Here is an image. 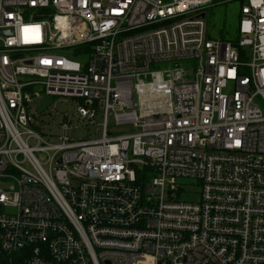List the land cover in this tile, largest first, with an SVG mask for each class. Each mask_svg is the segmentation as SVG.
<instances>
[{
    "label": "built area",
    "instance_id": "1",
    "mask_svg": "<svg viewBox=\"0 0 264 264\" xmlns=\"http://www.w3.org/2000/svg\"><path fill=\"white\" fill-rule=\"evenodd\" d=\"M235 1L236 42L214 0H0V254L264 264V0ZM41 90L74 102L49 128Z\"/></svg>",
    "mask_w": 264,
    "mask_h": 264
},
{
    "label": "rangeland",
    "instance_id": "2",
    "mask_svg": "<svg viewBox=\"0 0 264 264\" xmlns=\"http://www.w3.org/2000/svg\"><path fill=\"white\" fill-rule=\"evenodd\" d=\"M205 18L208 25V34L210 38H218L220 36V31L223 28H229L231 30L237 29L241 5L238 1L231 0H214L212 5L205 8ZM180 65L185 67H190L192 69L196 68L198 64V59H187L179 61ZM173 62H157L152 65L155 70H165L170 67H174ZM74 102L70 99H65L62 97L46 94L44 90H41V97L34 98L33 102L30 104V109L33 113L40 115L43 118L44 125L48 127V122H58L60 121V112H71L73 109ZM96 122H102L101 117H97ZM110 129L114 130V134L128 133L131 129V125H113V117H110ZM77 125L81 126L79 129L69 131V135L75 139H87V138H99L101 136V131H96V126L92 124H86L83 121H74ZM56 133L61 131L55 130ZM112 134V135H114ZM186 182H193L190 179L184 180Z\"/></svg>",
    "mask_w": 264,
    "mask_h": 264
},
{
    "label": "trees",
    "instance_id": "3",
    "mask_svg": "<svg viewBox=\"0 0 264 264\" xmlns=\"http://www.w3.org/2000/svg\"><path fill=\"white\" fill-rule=\"evenodd\" d=\"M220 37L222 39H233V42H236L238 39V32L237 29L235 30H231L229 28H223L220 31ZM0 264H20L18 259L15 257H13V259L11 260L9 258V256L5 255V254H0Z\"/></svg>",
    "mask_w": 264,
    "mask_h": 264
}]
</instances>
